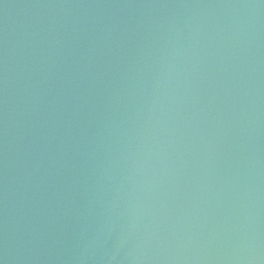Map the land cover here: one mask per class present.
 Segmentation results:
<instances>
[{
    "label": "water",
    "instance_id": "95a60500",
    "mask_svg": "<svg viewBox=\"0 0 264 264\" xmlns=\"http://www.w3.org/2000/svg\"><path fill=\"white\" fill-rule=\"evenodd\" d=\"M0 264H264V0H0Z\"/></svg>",
    "mask_w": 264,
    "mask_h": 264
}]
</instances>
